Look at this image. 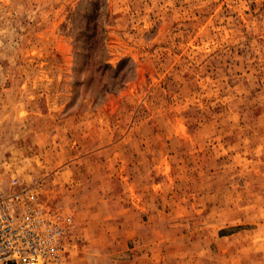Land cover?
<instances>
[{"label":"rangeland","instance_id":"obj_1","mask_svg":"<svg viewBox=\"0 0 264 264\" xmlns=\"http://www.w3.org/2000/svg\"><path fill=\"white\" fill-rule=\"evenodd\" d=\"M73 220L50 264H264V0H0V187Z\"/></svg>","mask_w":264,"mask_h":264},{"label":"built area","instance_id":"obj_2","mask_svg":"<svg viewBox=\"0 0 264 264\" xmlns=\"http://www.w3.org/2000/svg\"><path fill=\"white\" fill-rule=\"evenodd\" d=\"M14 182V192L0 187V264L61 261L72 231V218L39 207L38 182Z\"/></svg>","mask_w":264,"mask_h":264}]
</instances>
